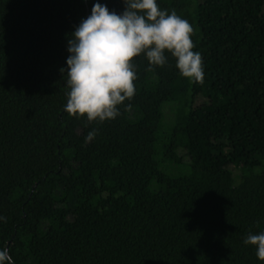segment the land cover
I'll return each instance as SVG.
<instances>
[{
	"label": "trees",
	"instance_id": "1",
	"mask_svg": "<svg viewBox=\"0 0 264 264\" xmlns=\"http://www.w3.org/2000/svg\"><path fill=\"white\" fill-rule=\"evenodd\" d=\"M96 2L0 0V248L14 264H264L243 243L264 232V0H157L193 27L203 84L141 54L135 96L89 123L65 111L61 68Z\"/></svg>",
	"mask_w": 264,
	"mask_h": 264
},
{
	"label": "clouds",
	"instance_id": "2",
	"mask_svg": "<svg viewBox=\"0 0 264 264\" xmlns=\"http://www.w3.org/2000/svg\"><path fill=\"white\" fill-rule=\"evenodd\" d=\"M123 4L124 10L117 13L97 0L67 41L70 55L67 68H61L69 89L64 108L76 118L86 116L89 123L115 119L120 115L118 106L135 96L132 59L141 54L154 70L167 64L169 53L182 77L204 82L202 56L193 51V27L186 19L161 9L157 0H123ZM96 135L89 131L85 142ZM0 222H6L3 215ZM243 243L255 246L257 258L264 261V232L249 234ZM0 264H14L8 248H0Z\"/></svg>",
	"mask_w": 264,
	"mask_h": 264
}]
</instances>
